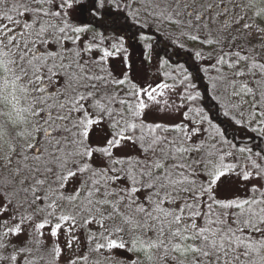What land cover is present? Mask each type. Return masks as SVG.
<instances>
[{"label": "snow or ice", "instance_id": "1", "mask_svg": "<svg viewBox=\"0 0 264 264\" xmlns=\"http://www.w3.org/2000/svg\"><path fill=\"white\" fill-rule=\"evenodd\" d=\"M129 39L166 79L114 74ZM244 130L264 0H0V264H264Z\"/></svg>", "mask_w": 264, "mask_h": 264}, {"label": "trees", "instance_id": "2", "mask_svg": "<svg viewBox=\"0 0 264 264\" xmlns=\"http://www.w3.org/2000/svg\"><path fill=\"white\" fill-rule=\"evenodd\" d=\"M126 47H127V52L122 53L119 56V60L116 58L111 61V67L117 76L122 75L124 72H128L130 74V67L133 66L135 67V63H139V71L140 74L138 77L136 76L135 80L139 83H152L154 80H164L166 79L163 76V71L166 69H161L159 64L157 63L156 60H153L151 62H148L144 59L143 52H144V42L137 41L135 39H129L126 41ZM124 55H127L129 57L128 62L130 64V67L126 68L125 66L123 67L124 63L121 58H123ZM122 56V57H121ZM177 57H173V60H176ZM180 62H184L187 60V56L184 54H181L179 57ZM122 64V65H121ZM189 67L191 68V64L189 63ZM126 68V69H125ZM194 71V69H192ZM203 75V74H201ZM171 82V81H169ZM198 86L203 89L204 87V82L203 81H198ZM182 90V89H181ZM231 135H236L237 136V141H243L245 143H260L262 146H264V138L259 137L256 133L250 132L248 130H244L241 132H235L232 133L230 132ZM249 137L252 139L249 140Z\"/></svg>", "mask_w": 264, "mask_h": 264}, {"label": "rangeland", "instance_id": "3", "mask_svg": "<svg viewBox=\"0 0 264 264\" xmlns=\"http://www.w3.org/2000/svg\"><path fill=\"white\" fill-rule=\"evenodd\" d=\"M121 57H122V56H121ZM116 58H117V57H115L114 59H116ZM114 59H113V60H114ZM117 59L119 60V56H118ZM120 60L123 61V58H121ZM123 63H124V62H123ZM133 64H134V63H132V64H131L132 67H130L129 62H127V65H125V63H124L123 67H124V66H125L126 68L130 67L129 70H130L131 72H130L129 75L135 79L136 76L138 77V75L140 74V71H139V63H135V64H136L135 67L133 66ZM121 65H122V64H121ZM126 68H125V69H126ZM173 99H176V97H175L174 95H171V94H170V100H173ZM152 116L156 117L157 119H161V118H162V114L159 113L158 111H155V110L153 111ZM73 252H75V247L73 248V251H72V252L67 253V255L65 256V261L68 259V257L72 256ZM62 264H64V261H62Z\"/></svg>", "mask_w": 264, "mask_h": 264}]
</instances>
